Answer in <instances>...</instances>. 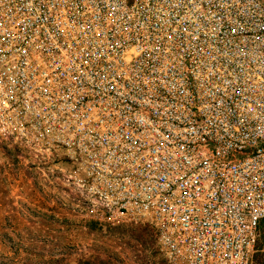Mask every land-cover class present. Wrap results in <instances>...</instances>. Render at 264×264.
<instances>
[{
  "label": "built area",
  "instance_id": "built-area-1",
  "mask_svg": "<svg viewBox=\"0 0 264 264\" xmlns=\"http://www.w3.org/2000/svg\"><path fill=\"white\" fill-rule=\"evenodd\" d=\"M0 135L65 151L167 264H256L264 0H0Z\"/></svg>",
  "mask_w": 264,
  "mask_h": 264
},
{
  "label": "rangeland",
  "instance_id": "rangeland-1",
  "mask_svg": "<svg viewBox=\"0 0 264 264\" xmlns=\"http://www.w3.org/2000/svg\"><path fill=\"white\" fill-rule=\"evenodd\" d=\"M256 264L264 261V229ZM167 264L154 226L98 220L65 151L0 135V264ZM96 262V263H95Z\"/></svg>",
  "mask_w": 264,
  "mask_h": 264
},
{
  "label": "trees",
  "instance_id": "trees-1",
  "mask_svg": "<svg viewBox=\"0 0 264 264\" xmlns=\"http://www.w3.org/2000/svg\"><path fill=\"white\" fill-rule=\"evenodd\" d=\"M263 227H264V223H263ZM259 247V246H258ZM89 262H87V261H82V263L81 264H88ZM96 263V262H95ZM262 264H264V261H263V263Z\"/></svg>",
  "mask_w": 264,
  "mask_h": 264
}]
</instances>
